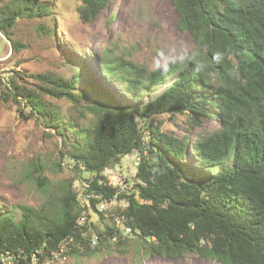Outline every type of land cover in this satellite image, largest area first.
Segmentation results:
<instances>
[{
	"label": "trees",
	"instance_id": "obj_1",
	"mask_svg": "<svg viewBox=\"0 0 264 264\" xmlns=\"http://www.w3.org/2000/svg\"><path fill=\"white\" fill-rule=\"evenodd\" d=\"M111 1L79 0L81 20L92 23ZM171 1L178 30L195 45L185 61L150 71L107 51L101 75L112 93L81 69L71 79L36 75L31 87L19 83L25 74L19 71L6 84L0 81V99L13 100L23 117L54 130L76 176L83 181L81 174L89 175L77 192L68 186L55 217L20 206L17 218L1 208L0 264L5 257L12 264H44L69 238V256L93 255L110 247L114 236L123 245L131 235L126 227L147 256L264 264V0ZM52 14L42 0H9L0 7V33L18 52L22 46L11 32L17 21ZM41 29L51 33L54 27ZM49 99L66 100L84 121L65 116ZM164 114L190 115L194 126L214 118L219 124L192 142L153 124ZM135 152L132 188L126 190L127 180L113 186L105 171ZM84 200L102 220L114 221L99 229L87 214L80 225L90 212ZM112 200L116 208L97 209ZM93 232L100 243L95 249L83 237Z\"/></svg>",
	"mask_w": 264,
	"mask_h": 264
},
{
	"label": "rangeland",
	"instance_id": "obj_2",
	"mask_svg": "<svg viewBox=\"0 0 264 264\" xmlns=\"http://www.w3.org/2000/svg\"><path fill=\"white\" fill-rule=\"evenodd\" d=\"M7 1L0 0V7ZM42 1L52 8V17L17 21L11 32L12 39L22 46L18 52L11 50L10 42L0 33V81L3 84L18 71L27 75L24 74L19 83L31 87L36 83V75L50 73L71 79L81 69L85 78L112 93L113 88L101 75L100 57L105 52L153 71L172 61H185L195 50L189 34L177 28L178 15L171 0H113L92 23L81 20L79 0ZM112 16L115 19H111ZM44 25L53 26L54 30L44 33L41 29ZM1 90L6 92L4 86ZM49 100L65 116L84 121L66 100ZM22 108L29 114L28 108ZM19 110L13 100L0 99V209H10L20 218L19 207L25 206L55 217L68 186L71 184L77 192L89 175L83 172L81 181L74 165L64 156L61 139L55 131L34 118L26 119ZM88 120L91 121L92 116L88 115ZM158 123L161 132L178 138L186 136L194 142L202 133L215 129L219 121L204 119L194 126L190 115L164 114L153 118V124ZM138 160L136 152L126 156L120 164L106 170L104 176L113 186H124L127 180L126 190H130ZM38 176L46 189L39 186ZM83 202L90 209L84 213V220L90 214V221L99 229H104L106 222L114 221L102 220L86 200ZM119 203L126 206L125 201ZM117 205H108L106 209L97 205V209L106 212ZM96 235L93 232L89 237ZM138 240L131 234L121 246L111 242L110 247H101L96 254L69 256L63 264H219L197 255L175 259L147 256ZM44 264L61 263L47 261Z\"/></svg>",
	"mask_w": 264,
	"mask_h": 264
},
{
	"label": "built area",
	"instance_id": "obj_3",
	"mask_svg": "<svg viewBox=\"0 0 264 264\" xmlns=\"http://www.w3.org/2000/svg\"><path fill=\"white\" fill-rule=\"evenodd\" d=\"M139 159V158H138ZM116 203L115 200H112L111 202H106V203H101L99 204L98 206L101 207V209H106L105 207L108 206V205H114ZM85 206V204H83ZM100 211H103V210H100ZM85 217L81 218V221L79 222L80 225L84 224L86 222V220H84ZM125 234H132L131 233V229L130 228H125ZM83 237L85 239H89L87 242L90 247L92 249H95L97 248L100 243H99V238H98V235L94 236V237H88L87 235H85L83 233ZM73 240L71 238L69 239H65L61 244L60 246L58 247V250L54 251L51 253V258L48 259L47 261L48 262H59L61 264L65 263L68 261L69 259V255H68V252L71 251V247L69 246V244L72 242ZM111 242H118V237L117 236H114L112 239H111ZM83 249H84V245H83ZM8 256V255H7ZM35 257V256H34ZM46 261V262H47ZM2 262L5 263V264H12L11 262H9V257H5L2 259Z\"/></svg>",
	"mask_w": 264,
	"mask_h": 264
}]
</instances>
